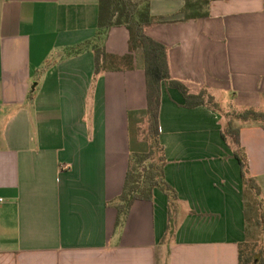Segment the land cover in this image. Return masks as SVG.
Returning <instances> with one entry per match:
<instances>
[{
    "label": "crops",
    "instance_id": "1",
    "mask_svg": "<svg viewBox=\"0 0 264 264\" xmlns=\"http://www.w3.org/2000/svg\"><path fill=\"white\" fill-rule=\"evenodd\" d=\"M184 8L149 2L160 23L146 34L167 48L171 78L191 94L207 88L223 113L264 111V0H212L207 17L189 20ZM98 9L99 0H0V264H238L251 230L227 118L183 107L166 84L159 140L177 211L169 229L156 189L116 227L112 203L143 149L145 74L140 51L131 70L97 75L91 51L69 54L95 38ZM104 47L128 54L127 28L109 29ZM234 125L264 207V127Z\"/></svg>",
    "mask_w": 264,
    "mask_h": 264
},
{
    "label": "trees",
    "instance_id": "2",
    "mask_svg": "<svg viewBox=\"0 0 264 264\" xmlns=\"http://www.w3.org/2000/svg\"><path fill=\"white\" fill-rule=\"evenodd\" d=\"M185 1V19L203 18L209 15L207 6L212 0ZM150 0H99L96 35L91 41L71 49L69 54H80L91 51L95 60V75L102 71L131 70L133 68V53L141 52L145 74L146 109L144 123L146 137L143 149L130 154L125 182L120 195L113 201L116 211V227L122 226L127 219L133 202L137 200L152 201L154 191H162L169 201V229L172 215L177 211V193L166 182L164 167L166 164L164 148L160 143L159 110L161 105V87L166 84L170 89H176L183 97V107L193 109L203 106L213 112L221 113L227 118L222 131L223 140H231L235 148V156L241 167L245 214L247 227L250 226L251 213L259 212L263 205L260 199V189L249 171L248 162L239 140V129L234 122L260 123L264 127V111L254 108L241 110L231 109L223 113L219 102L207 88L198 94H191L180 81L170 76L167 48L150 38L146 29L152 24L160 23V19L152 17L149 12ZM125 27L129 31V53L117 57L109 55L104 47V39L109 29ZM259 219V224L261 217ZM257 219V221H258ZM251 230V226H250ZM247 234L244 242L238 244V264H264V243L260 245L259 236L253 239Z\"/></svg>",
    "mask_w": 264,
    "mask_h": 264
},
{
    "label": "rangeland",
    "instance_id": "3",
    "mask_svg": "<svg viewBox=\"0 0 264 264\" xmlns=\"http://www.w3.org/2000/svg\"><path fill=\"white\" fill-rule=\"evenodd\" d=\"M221 102L223 103V100H221ZM223 105V106H222ZM221 107H224V104H221ZM224 109V108H223ZM146 137V125L143 122V125L141 127V138L144 140ZM263 205L260 207L259 212H257V210H255V212L253 211V213H251V219H250V226H251V230L253 231V239H256L258 236L261 240V243L259 244V247L261 244L264 243V209H263ZM253 214V215H252ZM261 217L260 220V224H259V219ZM258 219V221H257Z\"/></svg>",
    "mask_w": 264,
    "mask_h": 264
}]
</instances>
